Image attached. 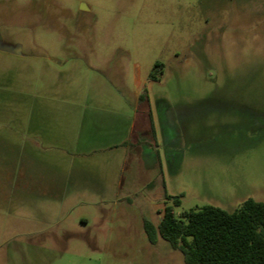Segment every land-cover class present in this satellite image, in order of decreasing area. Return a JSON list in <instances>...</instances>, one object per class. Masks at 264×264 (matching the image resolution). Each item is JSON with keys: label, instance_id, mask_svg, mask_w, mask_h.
Segmentation results:
<instances>
[{"label": "rangeland", "instance_id": "374dc122", "mask_svg": "<svg viewBox=\"0 0 264 264\" xmlns=\"http://www.w3.org/2000/svg\"><path fill=\"white\" fill-rule=\"evenodd\" d=\"M166 194L264 201V0H0V264H186Z\"/></svg>", "mask_w": 264, "mask_h": 264}, {"label": "trees", "instance_id": "16d2710c", "mask_svg": "<svg viewBox=\"0 0 264 264\" xmlns=\"http://www.w3.org/2000/svg\"><path fill=\"white\" fill-rule=\"evenodd\" d=\"M163 71L164 64L156 63L151 79ZM166 198L173 203L165 206L159 224L145 221L151 243L166 240L186 264H264V201L248 198L234 211L207 205L177 214L181 199Z\"/></svg>", "mask_w": 264, "mask_h": 264}]
</instances>
